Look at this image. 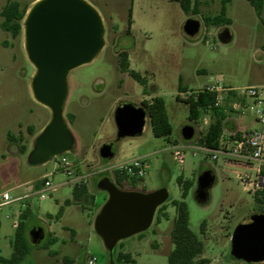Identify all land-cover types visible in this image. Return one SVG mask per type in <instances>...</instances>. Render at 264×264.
<instances>
[{"label": "rangeland", "instance_id": "obj_1", "mask_svg": "<svg viewBox=\"0 0 264 264\" xmlns=\"http://www.w3.org/2000/svg\"><path fill=\"white\" fill-rule=\"evenodd\" d=\"M8 1L0 0V11ZM12 1L29 4L30 8L33 5L30 0ZM88 1L104 20L105 46L91 62L70 71L64 115L75 143L70 151L43 164H31L28 156L52 113L33 96L31 82L36 69L25 50L24 29L17 37L5 33L0 16V201L5 193L12 197L28 195L24 200L0 205V256L11 257L16 224L20 214L29 211V231L43 228L46 235L42 244L51 236L57 241L49 249L32 248L22 264H88L92 257L95 264H108L109 252L95 230L96 216L108 199L99 182L106 176L114 181L120 165L142 158L148 165L147 173L132 190L167 188V208L157 209L149 229L120 241L114 259L124 251L132 254L135 264H168L176 217L171 202L183 199L179 183L183 179L191 182L184 198L190 228L204 243L196 264H233L237 261L231 254L235 229L245 218L259 213L254 200L259 163L231 164L222 155L214 161L197 144L196 137L183 141L185 125L195 126L196 135L207 127L204 121L196 125L190 122L185 99L216 79L239 89L259 87L264 98V22L248 0H230L227 17L232 23L221 27L206 26L204 18L219 14L223 0H193L192 10L197 4L198 14L185 13L174 0ZM190 18L201 22L195 38L188 37L183 29ZM226 29L232 38L223 42L220 34ZM123 51L127 52L130 69L141 73L146 84L121 68L119 53ZM156 96L166 102L172 133L156 137L147 115L142 134L118 139L117 107L134 103L146 112L143 102ZM248 104L246 114L231 113V119L239 126H258L252 99ZM9 133L24 137L21 143L25 152H19V144L9 141ZM177 143L187 146L183 163L174 158ZM104 145L112 146L113 157L101 156ZM63 160L86 177L85 190H76L75 181L62 167ZM207 169L213 170L215 183L209 201L202 204L195 194L198 177ZM45 180L51 181L54 190L40 199L36 184ZM60 209L63 213L57 218ZM50 250L57 255L51 256ZM67 256L74 262L66 261Z\"/></svg>", "mask_w": 264, "mask_h": 264}, {"label": "water", "instance_id": "obj_2", "mask_svg": "<svg viewBox=\"0 0 264 264\" xmlns=\"http://www.w3.org/2000/svg\"><path fill=\"white\" fill-rule=\"evenodd\" d=\"M25 50L36 71L31 82L35 100L49 108L52 116L37 136L28 156L31 164H43L51 157L70 151L75 138L69 129L64 104L68 92L67 78L71 70L91 62L105 46V24L100 13L88 0H37L23 21ZM184 32L195 38L201 22L188 19ZM223 42L231 40L229 30L220 34ZM147 113L137 104L121 103L115 111L118 139L142 134ZM182 139L190 142L196 128L187 124L181 131ZM103 158L114 155L111 145H104ZM215 183L212 169L198 177L195 194L199 203L209 201V191ZM99 187L107 191L108 199L95 219V230L109 252L108 264H116L114 249L117 244L150 228L157 209L169 198L167 188L143 192L121 189L110 177H103ZM31 242L39 245L45 230L35 227L29 231ZM231 254L237 261L264 264V214L245 218L232 235Z\"/></svg>", "mask_w": 264, "mask_h": 264}, {"label": "trees", "instance_id": "obj_3", "mask_svg": "<svg viewBox=\"0 0 264 264\" xmlns=\"http://www.w3.org/2000/svg\"><path fill=\"white\" fill-rule=\"evenodd\" d=\"M34 3L37 0H30ZM177 1L185 13L198 14V5L192 10L193 0H174ZM254 7L256 14L264 22V0H248ZM230 0H223L222 8L219 14L214 16H206L204 18L206 26H225L230 25L232 20L227 17V4ZM30 8L29 4L22 5L19 1H8L4 6L1 13L3 21L2 28L9 31L13 37H17L22 33L23 21ZM264 48V47H263ZM120 66L125 72L129 74L142 84H146V78L139 72L130 69V63L126 51L119 53ZM240 99L235 92H231L227 95L222 105H216L217 94L210 92L207 89H201L190 94L185 101L189 105V120L195 124L203 122L206 117H209V125L198 135H195L198 145L208 149H217L220 141L224 137L225 121L231 113L235 112L231 103ZM144 107L146 113L150 118L153 133L156 137H168L172 131V125L169 120V115L166 108V102L163 97L156 96L151 101H144ZM73 116L70 115V120H73ZM194 137V139H195ZM24 137L22 135L14 136L8 134L10 142L16 143L19 152H25L26 146L22 145ZM184 141V140H183ZM187 142V141H186ZM21 144V145H20ZM261 173L264 175V168ZM115 184L121 189H133L135 184L141 180L135 177H131L125 172L115 170L114 172ZM179 183L183 187V199L174 200L171 204L176 209V217L174 220L173 228L171 231V241L174 245L173 250L168 256V264H196L197 258H199L204 252V243L190 228V214L188 205L184 198L187 196L191 182L179 180ZM40 183L36 184V188H39ZM86 182L76 183V190H85ZM254 200L256 203V212L264 214V189L257 190L254 193ZM66 204H70L67 201ZM161 207L165 210L167 205L163 204ZM63 209H60L56 215L57 218L62 216ZM29 218V211H23L20 214L19 221L16 224V232L12 242L13 252L11 257L4 258L0 256V264H22L29 256L32 248H44L49 249L50 246L57 241L55 237H51L47 242L35 245L31 242L29 229L27 226V220ZM160 220H158L159 222ZM51 256L57 255L56 251H49ZM65 260L73 263L74 261L70 257H65ZM117 264H135L136 259L129 252L119 251L115 256ZM233 264H248L243 261H235Z\"/></svg>", "mask_w": 264, "mask_h": 264}, {"label": "built area", "instance_id": "obj_4", "mask_svg": "<svg viewBox=\"0 0 264 264\" xmlns=\"http://www.w3.org/2000/svg\"><path fill=\"white\" fill-rule=\"evenodd\" d=\"M205 89L217 94L216 105H222L231 92H235L240 100L231 103L233 110L246 114L249 109V104L246 101L247 98L253 101V110L256 113V121L259 124L258 128L239 134L238 131H231L224 135L220 141L217 149H208L203 146L202 149L206 151L210 158L214 161L219 159V156H225L229 163L240 162L248 164L250 162H258L259 168L257 169L258 177L255 180V188L257 190L264 189V175L261 173L264 168V98L262 96V90L256 86H250L247 88L239 89L231 85L226 84L223 79H216L208 84ZM188 97V96H187ZM204 124L209 125V120L206 117ZM186 142V141H185ZM186 145V144H185ZM180 145L179 143L174 145V158L183 163L185 149L187 146ZM62 167L68 177L72 178L75 183L86 182V177L76 173L74 165L68 160L62 161ZM148 165L142 158H137L120 165L116 170L125 172L131 177L137 179L144 178L146 176ZM248 182V179H244ZM37 193L40 195V199H46V192L54 190V187L49 180H45L40 183L39 188H36ZM28 197L18 196L12 197L9 193H5L2 197L3 201H0V205L10 204L14 201H21ZM96 258L92 257L88 264H95Z\"/></svg>", "mask_w": 264, "mask_h": 264}, {"label": "crops", "instance_id": "obj_5", "mask_svg": "<svg viewBox=\"0 0 264 264\" xmlns=\"http://www.w3.org/2000/svg\"><path fill=\"white\" fill-rule=\"evenodd\" d=\"M250 87V86H249ZM247 102H249V98L246 99ZM235 111V110H234ZM233 114H241L240 112H233ZM243 115V114H242ZM257 122V121H256ZM258 124V123H257ZM259 127V124L258 126L257 125H253V126H250V127H243V126H239L237 124V122L233 121L231 119V114L230 116L226 119L225 121V128H224V135L228 132H231V131H238L239 134H242L244 132H247V131H250L252 129H255V128H258ZM239 164L240 162H234V163H231V164ZM245 164V163H243Z\"/></svg>", "mask_w": 264, "mask_h": 264}, {"label": "flooded vegetation", "instance_id": "obj_6", "mask_svg": "<svg viewBox=\"0 0 264 264\" xmlns=\"http://www.w3.org/2000/svg\"><path fill=\"white\" fill-rule=\"evenodd\" d=\"M5 6V5H4ZM4 6H3V8H4ZM3 8L1 9V11H0V16L2 17V15H1V13H2V11H3ZM3 19V18H2ZM1 29L5 32V33H7V34H10L11 36H12V34L9 32V31H6V30H4L3 28H2V23H1Z\"/></svg>", "mask_w": 264, "mask_h": 264}]
</instances>
